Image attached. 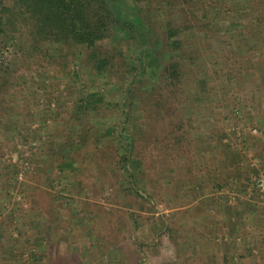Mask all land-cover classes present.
Masks as SVG:
<instances>
[{"label": "rangeland", "instance_id": "rangeland-1", "mask_svg": "<svg viewBox=\"0 0 264 264\" xmlns=\"http://www.w3.org/2000/svg\"><path fill=\"white\" fill-rule=\"evenodd\" d=\"M229 1L221 19L244 25L242 12L228 18ZM159 2L148 15L156 29L149 48L156 50L159 41L160 67L132 85L133 154L142 165L135 183L148 195L144 201L125 190L116 143L88 122L120 124L118 90L132 83L127 70L137 63L138 47L126 41L100 45L120 72L107 85L77 64L28 57L27 46H5L0 37V66L12 75L4 105L16 127L0 135V264L11 262L14 253L3 243L12 238L36 248L35 264H264V88L257 69L245 79L235 75L245 73V61L224 50L223 31L215 26V39L203 41L208 47L198 43L202 62L178 88L165 87L162 69L179 58L166 47L165 21L182 16L181 5L173 13ZM240 55L260 62L254 51ZM89 96L103 100L95 105ZM6 117L0 114L3 124ZM61 148L70 152V164L57 167ZM248 170L256 173L248 176ZM257 178L261 188L254 185ZM245 202L255 208L242 213L241 222L232 220L240 229L230 231L223 213L231 206L236 217ZM164 224L171 235L160 231ZM14 227L20 234L10 237Z\"/></svg>", "mask_w": 264, "mask_h": 264}, {"label": "trees", "instance_id": "trees-1", "mask_svg": "<svg viewBox=\"0 0 264 264\" xmlns=\"http://www.w3.org/2000/svg\"><path fill=\"white\" fill-rule=\"evenodd\" d=\"M159 1L160 8H165L169 12L176 11L177 6L181 5L179 16H182L179 20L171 18V21L167 19L165 21L166 47L170 52H177L179 55V58L168 61L162 69V76L166 81L165 87L178 88L180 79L202 62V58L196 54L199 52L198 43L201 41L208 47L207 42L203 41L209 38L215 39L213 29L216 26L223 31L224 50L228 51L232 58H238L239 62L245 61V73L243 69H239L235 75L241 74L245 79L249 69H257L258 83L264 88V0L229 1L232 3V8L229 9L228 18L232 19L231 16L242 12L243 16L240 18L245 20L244 25L235 24L232 21L225 24L224 21L227 20L221 19V13L226 8L225 2L228 0ZM153 2L155 3V0H0V37L5 46H14L15 42L20 45L21 42L23 47L27 46L25 53L28 57L40 54L48 59V64H51L55 58H58L63 66L68 63L69 66L77 64L78 67L89 72L90 78L105 81L107 85H110L112 78L120 76V72L114 69V58L108 56L106 51H102L100 45L106 41H126L138 47L137 63L130 65L127 70L133 78L132 83L118 90L122 93L121 100L117 104L118 109H116L120 111L119 115L122 117L120 124L117 128L104 126L101 119L97 118L88 119V122L91 128L96 129L97 126L100 132H106V135L110 136V141L116 143L118 171L127 179L125 190L133 192L135 197L143 201L148 199V195L135 183L136 175L142 171V165L133 154L137 131L131 120L132 108L136 103L132 97L134 96L132 85L154 76L160 67L159 58L155 55L161 48L159 41L155 44L156 50L149 48L151 37L156 33L155 18L148 15V8ZM144 3L148 7L143 13L138 7ZM146 11L148 16L145 14ZM219 49L222 50L220 47ZM250 51L256 53L254 57L259 58L260 62H253L251 59L253 56H250L248 60L243 59V56L240 57V54L248 56ZM227 58L230 57L227 56ZM11 76L0 66V114L7 115L5 124L0 119V135L10 133L16 128L7 111V105H4V97L8 95L5 91L12 85ZM235 79L236 77L231 74L228 77L229 84L234 85ZM153 92L156 91L153 90ZM93 98L94 96L91 98L89 96L86 100L89 103L97 102L95 105L103 100L101 96L100 100ZM77 121H79L78 127H82L83 120L78 118ZM79 145L80 147L85 145L83 137ZM68 148L72 147L67 146L65 150ZM65 150L61 148L59 151L61 154L58 156L57 167L70 164V152ZM48 159L51 157L46 158L45 161ZM250 171L246 172L248 176L256 173V170ZM242 187V191H246V186ZM241 205L245 206V210L242 212L238 209L236 217L232 216L231 206H227L223 213L230 223V231L233 229H236V232L239 231L240 228L233 226L234 222H241V214L255 208L250 202ZM7 216L11 217V215ZM133 224L138 225L136 220H133ZM15 226L17 227L18 224ZM16 227L9 229L10 237L13 233L20 234L19 228ZM160 227L162 234L165 232L172 234V229L168 225L164 224ZM2 231H4V225H0V232ZM3 244H6L7 248L10 247L14 253L12 259L9 258L11 262L7 264H35L40 259L36 255V248L29 246L26 242L20 243L18 239L12 238V241H6ZM117 262V264H124L120 259Z\"/></svg>", "mask_w": 264, "mask_h": 264}, {"label": "built area", "instance_id": "built-area-1", "mask_svg": "<svg viewBox=\"0 0 264 264\" xmlns=\"http://www.w3.org/2000/svg\"><path fill=\"white\" fill-rule=\"evenodd\" d=\"M254 181H255V186L256 187L261 188L263 186V180L257 178Z\"/></svg>", "mask_w": 264, "mask_h": 264}]
</instances>
